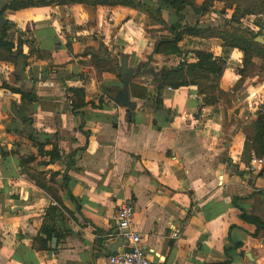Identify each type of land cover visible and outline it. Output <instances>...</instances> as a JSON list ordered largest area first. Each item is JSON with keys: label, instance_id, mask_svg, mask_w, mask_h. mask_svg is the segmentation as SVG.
Listing matches in <instances>:
<instances>
[{"label": "crops", "instance_id": "crops-1", "mask_svg": "<svg viewBox=\"0 0 264 264\" xmlns=\"http://www.w3.org/2000/svg\"><path fill=\"white\" fill-rule=\"evenodd\" d=\"M9 1L0 0V10ZM162 9L171 22L174 11ZM143 13L51 3L0 14L14 51L18 38L31 41L22 44L23 57L15 63L0 61V264H106L109 254L129 246L115 224L118 206L128 199L153 264H264V227L240 218L243 211L264 222V166L248 170L255 151L244 149L251 141L240 127L255 122L258 108L249 106V114L242 108L236 126L225 128L221 102L204 104L195 85L164 87L158 107L156 83L145 73L130 80L147 90L141 99L129 89L134 109L110 99L123 75L109 69V60L121 63L126 55L134 68L131 63L144 64L151 56L162 70L178 65L185 54L183 41L179 54H152L157 39L139 31ZM92 14L95 24L89 22ZM192 49L216 55V49ZM94 60L107 61L106 68ZM220 82L224 92V84L234 83L223 71ZM15 87L33 89L37 97L22 119L11 109L21 102ZM69 88L83 90V103L75 108ZM29 136L57 142L61 158L46 164L48 157L38 155ZM69 155L74 167L65 188ZM29 157L33 161L22 165ZM33 172L56 174L55 196L36 183ZM50 206L61 215L56 242L44 244L38 236L44 238L40 228ZM176 228L179 235L173 237Z\"/></svg>", "mask_w": 264, "mask_h": 264}, {"label": "trees", "instance_id": "trees-1", "mask_svg": "<svg viewBox=\"0 0 264 264\" xmlns=\"http://www.w3.org/2000/svg\"><path fill=\"white\" fill-rule=\"evenodd\" d=\"M212 0H203L201 6L199 8L194 6V0H11L8 3L4 4L0 10V14L3 11L10 10H19L31 6L38 5H49L51 3L56 4H67V3H79V4H87L93 7L96 6H107V7H116V6H124L133 9L140 10L142 12L148 13L154 20L156 24L164 25L167 27L168 35L163 36L157 39L154 43L152 54H160V55H174L179 54L181 51L179 49L178 43L184 39L185 36H193V37H217L215 34H205L206 29L204 26L196 24V25H187L183 23L184 14L183 10L187 6L195 7L194 10L196 12H203L206 10L207 5ZM166 7L170 10H173L174 19L171 22H167L163 16V7ZM250 12H245V14ZM209 30V29H208ZM8 25L7 23L4 25H0V61H9L15 63L19 57H23L21 52V47L23 43L27 45H31V41L28 39L18 38L17 41V49L18 53L15 55L14 43L7 38L8 35ZM24 35V34H22ZM225 46L231 48H238L244 55L242 68L238 71L240 77H247L251 75L255 71L264 73V54H262V49L260 45H256V42H248L247 46L242 45L237 42H227L225 41ZM257 44V43H256ZM122 55V54H121ZM191 56L194 58L193 61H185L181 62L176 66L166 67L164 71L160 70L158 76L153 77V81L157 86V106L160 107L162 105L161 91L164 87L170 86L172 88H179L181 86L187 85H195L196 87H200V78H203L204 81L210 79L211 74L216 77H220L222 72V66L224 62L216 58L213 53L206 52L203 50H194L191 53ZM260 58L262 63L258 66V64L254 61V58ZM151 56L148 58V61H151ZM148 61L143 64V68H147ZM94 65L99 67L103 65L105 67L106 62H100L94 60ZM119 67V66H118ZM21 71L23 70V65ZM106 68V67H105ZM110 69V68H109ZM118 69V68H117ZM117 71L116 69H112ZM119 72V71H118ZM121 75V74H120ZM208 92L210 96L209 98H203V103L206 105H213L217 102L218 98L214 97L213 92L211 91V87L208 86ZM13 92L19 93L21 102L20 104H12L11 109L16 117L22 119L23 116H26V109L29 103L35 101L37 99L36 94L33 89H28L24 87H15L11 88ZM130 93L133 97L136 98H144L146 96L147 90L146 87L140 86L136 83L129 82ZM207 89V88H206ZM77 98V101H73L72 104L74 108L76 105L79 106V103H83V90L82 89H74L69 88ZM224 93V91L219 90ZM29 119L27 118L26 121ZM254 124L257 126L256 135L250 138L251 145L246 144L244 146L245 150H250L253 148L255 153H259L258 155H264V115L260 114L258 118L255 120ZM29 138L33 141L34 145L37 147L38 155L47 156L48 161L46 164L53 163L61 158L60 150L58 148L57 142H52L49 140L40 141L33 136H29ZM47 144H51L52 148L50 150H46L45 146ZM3 153V151H2ZM70 159L66 162V169L63 174V180L66 182L68 180V171L74 167V161L71 159V155H69ZM33 160V157L23 158L21 160V164L25 165L30 163ZM45 163V162H44ZM40 187L44 189L46 186L44 184H38ZM61 215V210L57 207L50 206L46 212L44 222L40 228V233L43 236H38L40 240L46 244L53 236H56V223L58 220V216ZM240 218L244 221L250 222L254 224L258 229L260 227H264V222H262L258 217L253 215H248L245 212L241 211Z\"/></svg>", "mask_w": 264, "mask_h": 264}, {"label": "rangeland", "instance_id": "rangeland-1", "mask_svg": "<svg viewBox=\"0 0 264 264\" xmlns=\"http://www.w3.org/2000/svg\"><path fill=\"white\" fill-rule=\"evenodd\" d=\"M153 1L155 2L156 0ZM202 1L203 0H194V6L199 8ZM195 7L187 6L183 10V23L187 25H202L205 28L209 29H206L205 34L212 33L217 35V37L207 38L199 36H185L182 40V51H184L185 53H192L194 52V49L192 48L195 46L203 47L208 50L216 49V55H214L212 51H203L211 52L216 58L221 59L224 62L222 71L228 74L229 78H231L232 82H234L228 83L229 85L224 84V88L228 89L226 92L222 93L219 91L221 90L219 87L221 83L220 77L218 78L215 75L211 74L210 79H208L207 81H204L203 78H200L199 81L201 86L197 88L198 93L202 96V101L204 97L207 99L209 98L208 96L210 95L207 94L209 89L208 86L211 87V91L213 92L214 97L218 98L216 103H218L219 101L224 107L226 114L224 123L225 128L230 127L231 125L236 126L235 123L238 122L236 118H238L240 113L243 112L242 108H245L247 114H249V111L247 109L249 106L252 110H257V107L258 110L257 113H255L256 119L260 114L264 115V86H262L264 84V73L255 71V74L254 72L251 74L253 75L252 77H250L251 75H249L247 77H239L238 80L234 79V75L237 76L238 71L242 68L244 55L238 48L225 46V41L237 43L239 42L244 46H247L246 41L256 42L257 44L255 43V46L260 45L262 54H264V0H212L207 5L206 10L200 13L194 10ZM167 12L164 11L162 13V16L166 19V21L170 18ZM245 12L250 13L245 14ZM123 13L120 12L118 15L121 16L123 15ZM143 14L144 18L141 21L143 27L139 29V31H141L143 35L152 40H156L168 35L166 26L157 25V27H153L156 24L153 18L148 13L144 12ZM91 18L92 19L89 20V22L95 24V17L93 14L91 15ZM117 20L120 23V21L124 19L118 17ZM111 28L113 30L116 29L115 23L114 27ZM126 30L128 31V33H130V36L127 35L128 40L134 41L136 38L134 37L133 33L127 28H124L125 32H127ZM97 35L101 36L100 33H97ZM100 38H102V36ZM97 40L100 41V39ZM98 50L104 52L105 49L103 47H100ZM151 61H148L147 68L151 67L159 71L162 63L154 64ZM254 61L258 64V66L262 63L261 59L257 57L254 58ZM108 64L110 69L112 68L119 71L118 66H120V60L118 61V59L113 58V60H109ZM131 64L134 65L132 67L135 68L137 62H133ZM262 66H264V63L262 64ZM234 106L238 107L234 108ZM240 127L245 132L248 140H250L252 136L256 135L257 126L254 124V122L246 126L241 123ZM258 154L259 153L257 152L256 155L260 156ZM43 162L44 161H40L38 162V164ZM31 175L34 176L33 178H35L37 184H44L46 188H48L46 190L49 191L50 194H52L53 196L56 195L55 192H57V184L55 173H51L48 178L43 176L42 173L38 172H33Z\"/></svg>", "mask_w": 264, "mask_h": 264}, {"label": "built area", "instance_id": "built-area-1", "mask_svg": "<svg viewBox=\"0 0 264 264\" xmlns=\"http://www.w3.org/2000/svg\"><path fill=\"white\" fill-rule=\"evenodd\" d=\"M194 58L191 53H185L181 59V62L193 61ZM264 166V158L251 155V159L248 165L250 172H257ZM56 205V202H52ZM116 234L121 238L126 239L129 242V246L123 250L109 254L106 258V264H153L147 257L144 248L141 246L142 234L137 231L134 223V205L133 202L128 199L118 206L115 216ZM179 235V229H174L172 232L173 237Z\"/></svg>", "mask_w": 264, "mask_h": 264}, {"label": "water", "instance_id": "water-1", "mask_svg": "<svg viewBox=\"0 0 264 264\" xmlns=\"http://www.w3.org/2000/svg\"><path fill=\"white\" fill-rule=\"evenodd\" d=\"M4 19L0 16V24H4ZM143 64H138L135 68H131L128 66V57L126 55L121 56V63L119 66V71L123 75V83L122 87L118 89L114 94L110 96V99L115 102L121 104L126 110L134 109L136 104L135 102L130 100L129 95V82L132 78L139 74H147L152 77H156L159 75L160 71L154 70V68H143ZM162 69L161 71H164ZM123 239V238H122ZM125 242H128L126 239H123ZM52 242H56V237L52 238Z\"/></svg>", "mask_w": 264, "mask_h": 264}]
</instances>
